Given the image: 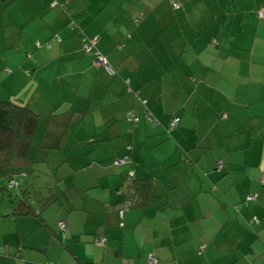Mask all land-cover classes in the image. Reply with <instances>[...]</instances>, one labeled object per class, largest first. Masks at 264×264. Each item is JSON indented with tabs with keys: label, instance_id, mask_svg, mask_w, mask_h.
<instances>
[{
	"label": "crops",
	"instance_id": "crops-1",
	"mask_svg": "<svg viewBox=\"0 0 264 264\" xmlns=\"http://www.w3.org/2000/svg\"><path fill=\"white\" fill-rule=\"evenodd\" d=\"M14 1L31 32L19 47L32 57L3 60L0 99L82 133L79 150L65 142L57 202L40 218L7 215L13 202L0 194V264H149V254L155 264H264V0ZM82 35L98 36L114 74L80 50ZM129 170L153 181V201L120 226Z\"/></svg>",
	"mask_w": 264,
	"mask_h": 264
},
{
	"label": "trees",
	"instance_id": "trees-1",
	"mask_svg": "<svg viewBox=\"0 0 264 264\" xmlns=\"http://www.w3.org/2000/svg\"><path fill=\"white\" fill-rule=\"evenodd\" d=\"M50 5H59L62 8L64 7V4L62 2H58L57 0H51ZM263 7L264 5H261L255 11L259 19H264V17L259 16V11ZM55 36L56 40L60 41V37L58 35ZM94 39L96 40V42L93 43ZM97 42V35L81 36L80 50L84 53L90 54L92 56V62L98 54H102V52L97 47ZM34 44L38 48L41 47L43 43H41L39 40H36ZM45 45L47 47H50V44L48 43ZM85 45H87L88 47L85 48ZM26 52L27 51H24L27 57H32L31 51L27 53ZM104 56L106 57V55ZM106 59L108 60L107 57ZM108 62L110 63L109 60ZM99 67L103 68L101 66ZM51 116V114L48 115L49 118H47V120L49 122L47 121L46 125H44L42 135H40L39 140L37 142H34V135L36 134L41 114L36 113L27 105L17 104L9 98L0 99V194L7 195L10 198L11 202L14 203L12 211L7 213V215L9 216L36 214V216L38 217L40 213V208L34 206L32 203V192L30 188L31 186L26 182V178L28 177V175H31V172H34V165L38 161L30 156V149L34 145L39 150L41 149V151H45L48 149H58L63 154L66 150L65 142L74 126L73 124H71V122H67V120L63 116L54 115L53 121L51 119ZM170 128L173 129L174 127L170 126ZM94 140V138L88 139V141L90 142ZM124 162H126V158ZM220 163V167L217 164L219 170L223 169L224 167L223 161H221ZM120 164L122 165V163ZM132 172L133 174L131 176L127 174L126 180L124 182L125 199L117 210V212H119V210L126 203V210L124 211V214L130 208L145 207L146 205L150 204L151 201H153V181L151 179H142L140 177H137L134 174L133 170ZM12 180H15L16 184H12ZM261 185H263V183H261ZM248 196H253V198H255L257 195H247L246 198H248ZM247 200L248 199H246V201ZM56 202V196L51 195L44 197L39 206L43 207L45 205ZM124 214L122 217H120L118 213L120 226L124 225V223L122 222ZM254 220L257 223L259 222V218L256 215L253 217L252 221ZM101 237L103 238L104 245L107 240L105 235H99L94 239L93 242L95 243L96 239ZM124 260L125 259H123V264ZM83 264L93 263L88 262Z\"/></svg>",
	"mask_w": 264,
	"mask_h": 264
},
{
	"label": "rangeland",
	"instance_id": "rangeland-1",
	"mask_svg": "<svg viewBox=\"0 0 264 264\" xmlns=\"http://www.w3.org/2000/svg\"><path fill=\"white\" fill-rule=\"evenodd\" d=\"M20 2V1H19ZM21 10V6L18 2H15L14 0L9 1H0V50L2 51V47H5L4 54L0 52V64H5L4 59H6V62L8 64L15 63L16 60H19L18 56L15 54L20 55L24 53L25 49H22L19 47V39L21 38V35L23 32L26 34V32H29L30 25L29 23H22V19L19 17ZM152 19L156 20L154 17ZM163 34H154V37L152 39V44L156 43L157 40L162 37ZM170 34H167V41L170 38ZM143 39L147 37V34H142ZM31 41V40H30ZM29 45L33 44V41L28 43ZM15 53V54H13ZM3 85L7 84L6 82H2ZM20 85L17 84L16 88H18ZM2 91V88H0V92ZM147 106H143V111L147 115ZM153 115V114H152ZM47 117L48 115H43L42 119ZM148 117V116H147ZM151 121V124L155 125L158 123V120L153 117V121ZM44 125L46 123L38 124V128L36 131V134L34 136V142H37L40 138V135H42V130ZM71 133V134H70ZM69 135V143L66 151H72V150H79L81 148V145L76 142V136L77 134L82 133V128H80L78 125L75 126L72 131H70ZM51 141V140H50ZM78 143V146H74ZM62 152L58 149H48L45 151L39 150L36 146H32L30 149V156L38 160L34 165V172H31L30 176H33L34 179L33 187L31 188L32 196L31 200L34 202L36 207L41 208L39 203L43 200L46 196L52 195V188L54 187L53 181L57 177H53L52 174H59V171L57 170V165L60 161V154ZM55 190V189H53ZM56 191L59 196H61L60 188H56ZM4 196V195H3ZM8 196H4L5 200L9 203V200L7 198ZM38 202V203H36ZM14 205V203H11Z\"/></svg>",
	"mask_w": 264,
	"mask_h": 264
},
{
	"label": "built area",
	"instance_id": "built-area-1",
	"mask_svg": "<svg viewBox=\"0 0 264 264\" xmlns=\"http://www.w3.org/2000/svg\"><path fill=\"white\" fill-rule=\"evenodd\" d=\"M173 6H174V7H178L179 4L173 2ZM259 16H260V17H264V7L259 11ZM94 42H96L95 39L93 40V43H94ZM87 47H88V46L85 45V48H87ZM93 64L96 65V66H101V67H103V68H104L109 74H113V73H114V68H113V66L108 62V60L106 59V57H105L103 54H101V53L98 54V55L95 57V59H94V61H93ZM142 103L145 104V103H146V100L143 99V100H142ZM146 113H147V116L149 117V119L153 121V115L149 112V110H147ZM127 119H128L129 121H132L134 125H137V123H138V121H139V117H138V115L135 113L134 110H129V112L127 113ZM177 121H178V120H177L176 118H172L171 121H170V126H171V127H175V126L177 125ZM153 122H154V121H153ZM124 161H125V157H122V158H116V159L114 160V162L117 163V164L123 163ZM220 162H221V161H218V163H217L219 167H220V164H221ZM132 174H133L132 171H129V172H128V175H129V176H131ZM11 182H12V184H16V181H15V180H12ZM251 197H253V196H248V198H251ZM125 210H126V203H125V205H124V206L119 210V212H118L120 217L123 216ZM59 225H60V227H61L62 229H64L65 226H66V223H65L64 221H59ZM95 243H96L97 245H103V238L101 237V238L96 239ZM147 261H148L149 264H154V263L156 262V259H155V257H154L152 254H149V255H148V258H147ZM51 264H52V263H51ZM124 264H125V263H124Z\"/></svg>",
	"mask_w": 264,
	"mask_h": 264
},
{
	"label": "clouds",
	"instance_id": "clouds-1",
	"mask_svg": "<svg viewBox=\"0 0 264 264\" xmlns=\"http://www.w3.org/2000/svg\"><path fill=\"white\" fill-rule=\"evenodd\" d=\"M172 4H173V2H172ZM178 4H179V3H178ZM179 6H180V5H179ZM179 6H178V7H179ZM175 8H177V7H175ZM97 67H99V66H97ZM177 120H178V119H177Z\"/></svg>",
	"mask_w": 264,
	"mask_h": 264
}]
</instances>
